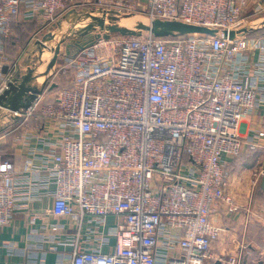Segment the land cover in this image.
I'll list each match as a JSON object with an SVG mask.
<instances>
[{"label": "built area", "instance_id": "built-area-1", "mask_svg": "<svg viewBox=\"0 0 264 264\" xmlns=\"http://www.w3.org/2000/svg\"><path fill=\"white\" fill-rule=\"evenodd\" d=\"M83 8L219 33L112 34L73 58L61 51L50 80L60 90L7 110L1 137L13 138L14 152L26 149L20 172L31 180L21 183L0 154V230L23 185L41 187L42 178L53 193L48 212L75 228L70 264H204L223 230L213 212L240 209L227 161L258 147L245 118L264 111V33L245 30L264 17V0H0V93L21 62L6 52L21 48L14 24L35 21L34 43L41 26ZM41 219L32 212L29 222ZM42 228L54 238L65 225ZM229 263L242 264L241 253Z\"/></svg>", "mask_w": 264, "mask_h": 264}, {"label": "crops", "instance_id": "crops-1", "mask_svg": "<svg viewBox=\"0 0 264 264\" xmlns=\"http://www.w3.org/2000/svg\"><path fill=\"white\" fill-rule=\"evenodd\" d=\"M27 22L35 21L21 19L15 25L17 27ZM34 34L26 33L20 38L23 50L8 45L7 54L12 59L22 61L33 44ZM246 123L250 129L249 139L258 143V147L251 149L245 145L238 158L227 161L230 194L240 209L232 213L225 204H219L213 212L212 222L223 230L213 243L211 256L204 264H230V257L238 252L242 255V264H264V187L261 185L263 175L260 174L264 170V111L257 109L247 117ZM4 138L10 142L13 139ZM3 144L5 147L7 143ZM17 150L5 160L15 164L22 183L31 180L29 173L20 172L28 153L21 146ZM40 186L32 189V185H23L27 193L23 191L18 196L19 207L13 221L0 230V264H70L75 228L68 224V219L54 217L48 212L53 193L49 187H44L42 178ZM32 212L41 213L39 223L29 222ZM49 223H63L65 229L53 238L49 229L42 228L43 224Z\"/></svg>", "mask_w": 264, "mask_h": 264}, {"label": "water", "instance_id": "water-1", "mask_svg": "<svg viewBox=\"0 0 264 264\" xmlns=\"http://www.w3.org/2000/svg\"><path fill=\"white\" fill-rule=\"evenodd\" d=\"M58 24L56 29L43 32L32 44L14 78L0 93V107L13 112L26 110L45 90L55 88L56 83H50V80L56 73L57 56L61 51L73 58L84 47L100 38L109 39L112 34L139 36L149 32L157 37H168L190 33H219L216 29L178 20L151 19L134 12L103 8L71 10ZM262 25L264 17L254 21L245 30V34ZM261 185L264 187V175Z\"/></svg>", "mask_w": 264, "mask_h": 264}, {"label": "rangeland", "instance_id": "rangeland-1", "mask_svg": "<svg viewBox=\"0 0 264 264\" xmlns=\"http://www.w3.org/2000/svg\"><path fill=\"white\" fill-rule=\"evenodd\" d=\"M83 9H88V8H83ZM83 9H74V10H83ZM92 9H97V8H92ZM69 11H71V10H69ZM69 11H67L66 13H64L61 17H60V19L55 23V24H53L52 26H50V27H48V28H45L44 29V27H42L41 26V31H42V33L43 32H46L47 30H50V29H52V30H54V29H56L58 26H59V22L62 20V19H64V17H65V15L69 12ZM38 25V24H37ZM39 26V25H38ZM15 32H16V34H17V31L15 30ZM36 34V33H35ZM34 34V35H35ZM18 35V34H17ZM41 35L42 34H40L39 35V37H41ZM24 40H26V37H25V39ZM21 45H22V43H21ZM31 48V47H30ZM29 48V49H30ZM60 88H61V86H56V88H53V89H47V90H45V92L43 93V94H45L47 97H52L53 95H55L56 94V92L58 91V90H60ZM8 113H9V111H7V109H4V108H2V107H0V154L1 155H6L7 153H9V149H10V145L12 144L11 142H10V140H5V138H2L1 137V135L4 133V129H6L7 127H8V125H9V123L6 121L7 120V118L9 117L8 116ZM245 120H247V117L245 118ZM7 141V142H6ZM2 143H7L6 144V146L5 147H7V150H3V148H4V144H2Z\"/></svg>", "mask_w": 264, "mask_h": 264}, {"label": "trees", "instance_id": "trees-1", "mask_svg": "<svg viewBox=\"0 0 264 264\" xmlns=\"http://www.w3.org/2000/svg\"><path fill=\"white\" fill-rule=\"evenodd\" d=\"M14 29L17 31L18 37L20 39L26 33H30V32L31 33H34V32L36 33L39 30V26L36 24V22H30V23L27 22V23L20 24L17 27L14 24ZM257 33H259V34L260 33H264V25H262L261 27H259L256 30L252 31V34H254V35L257 34ZM179 35L180 34H178L176 36H179ZM168 37H173L174 38L175 36H168ZM9 46H11V45H9ZM3 150H7V147H4ZM13 151H14L13 147H12V145H10L9 153H7L6 155H3V159L11 158L14 155V154H12Z\"/></svg>", "mask_w": 264, "mask_h": 264}]
</instances>
